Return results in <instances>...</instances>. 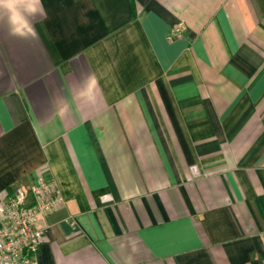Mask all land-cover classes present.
I'll use <instances>...</instances> for the list:
<instances>
[{
	"label": "crops",
	"instance_id": "0c3cea01",
	"mask_svg": "<svg viewBox=\"0 0 264 264\" xmlns=\"http://www.w3.org/2000/svg\"><path fill=\"white\" fill-rule=\"evenodd\" d=\"M42 4L28 39L0 22V203L64 198L38 264H264V0Z\"/></svg>",
	"mask_w": 264,
	"mask_h": 264
},
{
	"label": "built area",
	"instance_id": "2783aa9c",
	"mask_svg": "<svg viewBox=\"0 0 264 264\" xmlns=\"http://www.w3.org/2000/svg\"><path fill=\"white\" fill-rule=\"evenodd\" d=\"M174 32L180 36L181 26ZM63 203L64 198L52 181L39 178L29 191L23 185H15L0 203V264H38L44 230L37 227V221Z\"/></svg>",
	"mask_w": 264,
	"mask_h": 264
},
{
	"label": "clouds",
	"instance_id": "9594fccd",
	"mask_svg": "<svg viewBox=\"0 0 264 264\" xmlns=\"http://www.w3.org/2000/svg\"><path fill=\"white\" fill-rule=\"evenodd\" d=\"M37 16L46 17L42 0H0V22L6 23L8 34L20 39H28L35 34L32 20ZM98 80L94 74H82L76 83L75 99L80 103L94 106L98 103ZM54 114L65 117L70 105L63 97L53 99ZM132 258L128 257V264Z\"/></svg>",
	"mask_w": 264,
	"mask_h": 264
}]
</instances>
